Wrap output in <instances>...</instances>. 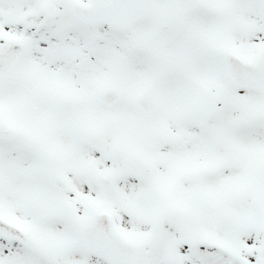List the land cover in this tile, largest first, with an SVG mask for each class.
<instances>
[{"label":"snow or ice","instance_id":"obj_1","mask_svg":"<svg viewBox=\"0 0 264 264\" xmlns=\"http://www.w3.org/2000/svg\"><path fill=\"white\" fill-rule=\"evenodd\" d=\"M0 264H264V0H0Z\"/></svg>","mask_w":264,"mask_h":264}]
</instances>
